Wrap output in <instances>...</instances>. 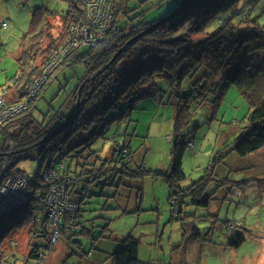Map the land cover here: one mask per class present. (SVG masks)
<instances>
[{"label":"trees","instance_id":"obj_1","mask_svg":"<svg viewBox=\"0 0 264 264\" xmlns=\"http://www.w3.org/2000/svg\"><path fill=\"white\" fill-rule=\"evenodd\" d=\"M48 1L41 0V5L32 9L28 28L20 37L15 55L17 72L3 87L0 96L8 104L25 105L21 112L0 125V140L9 134L17 143L11 153L0 149V178L22 175L16 165L23 159L38 161L32 178L23 174L27 178V199L13 214L2 218V221L10 220L8 227L11 230L29 225L30 238L42 236L48 241L44 247L46 253L42 246L30 245L24 264L29 260L36 263L40 253L48 259L56 244L49 245L50 221L45 209L40 205L39 213L32 214V204L38 202V197L46 196L50 187H59L64 179H69L64 188L77 208L73 213L65 214L61 236L65 234L70 239L77 234L78 226L84 227L81 219L88 186L104 173L97 169L96 160L118 162L119 165L105 169L112 171L109 179L116 175L120 183L130 179L126 185L138 191L133 194L135 198H141L140 181L144 170L140 163L131 168V160L124 162L131 154L127 145H113V157L109 160L98 159V151L92 150V145L97 139L105 138L108 127L128 116L136 103L150 93L153 85L146 84L156 76H165L170 84L169 103L175 108L174 139L168 167L148 173L161 176L167 184L174 216L180 215L182 207L189 203L208 207L211 200V194L206 193L209 188L208 180H205L207 173L205 177L190 181L188 186H182L187 180L182 159L192 135V132L184 134L183 131L188 127L193 106L209 103L215 106L227 87L235 85L250 111L227 149L243 157L264 147V61L249 59V55L264 50V24L254 19L245 21L247 12L237 9L242 0H179L171 13L150 21H143L141 15L130 16L133 9L127 6L128 0H104L111 13L110 21L103 36L92 45H83L81 40H77L76 45L70 43L80 29L86 27L95 32V27L90 24L89 7L100 0H54L63 3L64 10L50 7ZM236 15L238 18L234 19ZM52 16L62 18V26L55 35L50 26ZM120 16L127 20L121 23ZM216 18L219 20L217 26L207 31V25ZM242 24L247 25L241 27ZM6 27L0 24V28ZM67 45L69 52L61 56L49 72L45 71L50 59ZM80 64L84 65V72L75 79L62 106L38 121L34 111L46 85L59 71L75 69ZM63 77L66 78L65 73ZM36 79H40V87L35 93L31 91ZM217 155L223 156L221 152ZM67 159L70 164L66 166L64 160ZM73 161L76 162L71 169ZM137 181L138 184L133 186L132 183ZM124 192L123 197L131 196L129 191ZM17 213L20 215L14 219ZM37 224L41 226L39 230H36ZM68 224L71 227H67ZM242 240L243 237L237 235L231 243ZM7 244L3 247L12 250L9 255L14 257L17 244ZM138 246L139 240L128 235L107 257L112 264H144L138 258ZM0 253V264H6L3 249Z\"/></svg>","mask_w":264,"mask_h":264},{"label":"rangeland","instance_id":"obj_2","mask_svg":"<svg viewBox=\"0 0 264 264\" xmlns=\"http://www.w3.org/2000/svg\"><path fill=\"white\" fill-rule=\"evenodd\" d=\"M178 1L128 0L127 6L133 9L130 16L141 15L143 21H150L171 13ZM48 2L50 7L64 10L63 3ZM41 3V0H0V24L7 23L5 29L0 28V96L3 87L17 72L15 55L19 50L20 37L28 28L31 11ZM237 9L247 12L245 21L254 19L264 24V0H242ZM120 17L121 23L127 20L125 16V19ZM237 18L238 15L234 17ZM61 21L60 16L50 17L54 35L60 30ZM218 23L217 18L213 19L206 30H213ZM249 59L263 62L264 50L254 52ZM83 72L84 65L80 64L75 69L64 68L55 74L43 90L34 111L38 121L54 114L62 106L75 79ZM149 85H153L150 93L140 99L123 120L113 122L105 138L97 139L92 145V150L98 151V159L108 160L113 157V145H127L131 154L130 159L124 162L131 160V168L140 163L144 170L140 181L141 198L133 196L138 191L126 185L130 179L125 176L127 180L123 183L117 175L109 179L112 171L105 169L119 165L118 162L96 160L97 169L104 170V173L88 186L81 219L84 227L78 226L77 234L70 239L63 234L50 250L47 264L93 262L99 259L97 256L116 250L128 235L139 240L138 258L144 264H264V147L243 157L227 149L246 122L249 104L237 87L230 85L215 106L209 103L192 107L188 127L183 131L184 134L192 132V135L182 159L187 176L182 186H188L190 181L205 177L207 173L205 180H208L209 188L206 193L211 194V200L208 207L188 202L182 207V213L174 216L167 184L161 176L148 171L165 170L170 163L175 108L169 103L170 84L165 76L154 77L147 82L146 86ZM218 152L223 156L219 157ZM75 162H72L71 169ZM64 163L69 165L70 159ZM16 168L32 178L38 161L23 159ZM135 184L138 181L132 183L133 186ZM124 191H129L132 197H123ZM36 194L39 195V190ZM39 207V202L32 204V214H38ZM19 215L17 213L14 219ZM9 225L10 220H4L0 227V249L5 253L6 264L14 261L15 264H24L30 245L38 244L47 252L44 248L48 244L47 239L42 236L30 238L29 225L20 230H11ZM40 227L37 224L36 230ZM111 235L119 242L110 240ZM237 235L243 240L231 243ZM9 242L17 244L14 257L9 255L12 250L3 247ZM89 251H92V256H88ZM97 262L109 264L104 258ZM28 264H35V260H29Z\"/></svg>","mask_w":264,"mask_h":264},{"label":"built area","instance_id":"obj_3","mask_svg":"<svg viewBox=\"0 0 264 264\" xmlns=\"http://www.w3.org/2000/svg\"><path fill=\"white\" fill-rule=\"evenodd\" d=\"M105 3L106 2H104V0H100L98 1V3L90 4V24L91 26L95 27V32L90 31V28L86 27L82 30H78L74 33V39L70 43L71 45H76L77 40H81L83 45H92L93 43L98 42L100 40L99 37L103 36L105 28L108 26L111 17V13H109V8ZM2 25L5 27L7 23L3 22ZM69 50L70 46L68 45L64 46L62 49H59V51L50 59L47 67L44 70H48L49 72L58 63L60 57L66 55ZM39 80L40 79L35 80L34 87L31 92L36 93V91L40 87ZM31 96H33V94ZM24 108L25 105L21 103L8 104L5 102L4 99L0 98V125H2L7 119H10L12 116L21 112ZM1 138L2 140H0V149L7 150V153H10L16 147L17 143L10 139L9 134H6ZM67 182L69 183V179H64V181H62V184L59 187H50L49 192L46 196L37 198L41 207L45 209L48 220L50 221V246H53L55 243H57L62 234V223H64L65 214L73 213L77 208L72 204L68 193L65 191L64 186ZM26 186L27 178L23 174L8 175L0 178V206L4 204V210L0 211V222L6 213L16 209L19 205L23 203L24 200L27 199H22L20 197L23 195L24 197L26 196ZM67 227H71V225L68 224ZM35 264H47V257L44 253L39 254V258L36 260Z\"/></svg>","mask_w":264,"mask_h":264},{"label":"crops","instance_id":"obj_4","mask_svg":"<svg viewBox=\"0 0 264 264\" xmlns=\"http://www.w3.org/2000/svg\"><path fill=\"white\" fill-rule=\"evenodd\" d=\"M158 221H159V219H158ZM110 237H112V236H110ZM110 240H112V241H114V242H119V240L118 239H113V238H110ZM117 246H115V248H116ZM110 253H112V250H110V252H107V253H105V254H103V255H101V256H97L99 259H97V260H101L102 258H104L105 260H108L109 262V264H112V260L109 258V257H106V256H109L110 255ZM88 256H92V253H90V254H88ZM97 260H95V261H93V262H89V261H85L83 264H100L99 262H97Z\"/></svg>","mask_w":264,"mask_h":264},{"label":"water","instance_id":"obj_5","mask_svg":"<svg viewBox=\"0 0 264 264\" xmlns=\"http://www.w3.org/2000/svg\"><path fill=\"white\" fill-rule=\"evenodd\" d=\"M22 199H26L27 197L25 196L24 197V195L23 196H20ZM19 199V198H18ZM20 200V199H19ZM2 210H4V204H2L1 206H0V211H2Z\"/></svg>","mask_w":264,"mask_h":264},{"label":"flooded vegetation","instance_id":"obj_6","mask_svg":"<svg viewBox=\"0 0 264 264\" xmlns=\"http://www.w3.org/2000/svg\"><path fill=\"white\" fill-rule=\"evenodd\" d=\"M15 210H16V209H14V210H12V211L6 213L5 215H6V216H10V214H13ZM1 221H2V219H1Z\"/></svg>","mask_w":264,"mask_h":264}]
</instances>
